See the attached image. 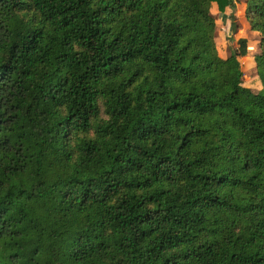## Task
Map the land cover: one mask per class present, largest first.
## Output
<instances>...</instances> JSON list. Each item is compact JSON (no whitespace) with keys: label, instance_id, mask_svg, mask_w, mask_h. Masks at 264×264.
<instances>
[{"label":"trees","instance_id":"1","mask_svg":"<svg viewBox=\"0 0 264 264\" xmlns=\"http://www.w3.org/2000/svg\"><path fill=\"white\" fill-rule=\"evenodd\" d=\"M233 8L0 0V264H264V0L257 91Z\"/></svg>","mask_w":264,"mask_h":264},{"label":"crops","instance_id":"2","mask_svg":"<svg viewBox=\"0 0 264 264\" xmlns=\"http://www.w3.org/2000/svg\"><path fill=\"white\" fill-rule=\"evenodd\" d=\"M235 8L232 10H228L227 15L229 16L231 14V11H233V16L236 18L235 22L237 25L236 30L233 32L231 28H228L224 23L223 19L219 18L217 20V41L218 38L228 36L229 38L234 37L235 45L237 46V41L240 38H247L249 42V55L247 57H244L241 59L242 65L245 62L248 63L251 66V69L253 70V73L256 74V68L254 64V56L259 52V43H260V34L257 32L251 31L249 24L246 20V0H233ZM230 12V13H229ZM222 16V15H221ZM221 23V25H220ZM255 42L256 46L250 47L251 43ZM235 46V47H236ZM250 48L255 49L254 53L250 51ZM253 53V54H252ZM228 54V52H227ZM245 60V61H244ZM247 64V65H248ZM243 68V67H242ZM250 71L249 67H246V73ZM246 87H249L253 91H257L260 89L259 82H255L254 88H251L250 86L245 85Z\"/></svg>","mask_w":264,"mask_h":264},{"label":"rangeland","instance_id":"3","mask_svg":"<svg viewBox=\"0 0 264 264\" xmlns=\"http://www.w3.org/2000/svg\"><path fill=\"white\" fill-rule=\"evenodd\" d=\"M234 8H235V5H234ZM234 8H233V9H234ZM229 13H230V12H229ZM212 14L214 15V18H215L216 21L219 20V18H222V17H223V16H221L222 14H220V13L213 12ZM230 16L233 17V19H234L233 22H234V24H236V22H235L236 18L233 16V11H231V14L228 16V18H229ZM228 18H227V19H228ZM220 25H221V23H220ZM226 26H227L228 28H231L230 25L228 26V25L226 24ZM231 30H232V28H231ZM232 31H233V30H232ZM232 38H234V37H232ZM234 42H235L234 39H233L232 41H229L227 35L224 36V37L222 36V37L218 38V41H217V39H216V44H217V48H218L219 56L222 57V58L227 57V56H228L227 52L229 53L230 49H231L232 47H235V46H236ZM251 46L255 48V46H256L255 42H252L251 45H250V47H251ZM251 49H252V50H251ZM250 51L254 53L255 49L250 48ZM253 53H252V54H253ZM244 61H245V60H244ZM247 64H248V63H247ZM247 64L244 62L243 65H242V67H243V72H244V76H243V84H244V86L247 85V86H250L251 88H254V86H255V82H257V79L255 78V74L253 73V70L251 69V66H250L249 64H248V65H247ZM246 67H249V68H250V71L247 72V73H246ZM248 80H249V81H248ZM248 88H249V87H248Z\"/></svg>","mask_w":264,"mask_h":264},{"label":"bare ground","instance_id":"4","mask_svg":"<svg viewBox=\"0 0 264 264\" xmlns=\"http://www.w3.org/2000/svg\"><path fill=\"white\" fill-rule=\"evenodd\" d=\"M252 50V49H251ZM249 81V80H248Z\"/></svg>","mask_w":264,"mask_h":264}]
</instances>
